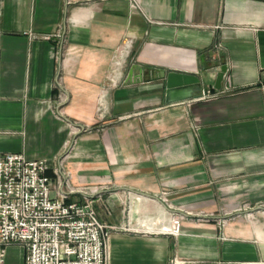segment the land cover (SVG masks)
<instances>
[{
  "label": "crops",
  "instance_id": "crops-1",
  "mask_svg": "<svg viewBox=\"0 0 264 264\" xmlns=\"http://www.w3.org/2000/svg\"><path fill=\"white\" fill-rule=\"evenodd\" d=\"M0 9V152L57 158L73 186L100 188L87 196L118 226L111 264H264V211L217 222L224 207L264 199V0ZM223 64V91L209 96ZM172 70L199 76L204 97L168 103L155 77ZM134 190L183 217L179 234L134 226ZM22 247L9 246V264Z\"/></svg>",
  "mask_w": 264,
  "mask_h": 264
},
{
  "label": "built area",
  "instance_id": "built-area-1",
  "mask_svg": "<svg viewBox=\"0 0 264 264\" xmlns=\"http://www.w3.org/2000/svg\"><path fill=\"white\" fill-rule=\"evenodd\" d=\"M57 160L0 152V264H9L8 248L13 244L23 246L19 264H111L110 238L115 228L101 219L87 196L101 190L73 186ZM78 192L86 195L84 201L70 199ZM255 210L264 211V201L244 211ZM233 214L218 220L226 221ZM182 218L177 216L176 228L166 232L179 234Z\"/></svg>",
  "mask_w": 264,
  "mask_h": 264
},
{
  "label": "rangeland",
  "instance_id": "rangeland-1",
  "mask_svg": "<svg viewBox=\"0 0 264 264\" xmlns=\"http://www.w3.org/2000/svg\"><path fill=\"white\" fill-rule=\"evenodd\" d=\"M225 75H226V73H225ZM224 78H225V76H224ZM222 85H223V82H222ZM221 89H222V86H221V88H217L216 87V89H214V88L211 89V90L209 89L208 95L209 96H213V95L220 94V92L223 91ZM95 188H99V187L95 186L93 189H95ZM91 189L92 188H90L89 190H91ZM130 197L133 200L132 202H134L133 205H132L133 206L132 207L133 211H136L138 213V216L136 217L135 221H133V225L134 226L137 225V224H143L142 222H146L148 220L156 221L158 219L160 222H159V229H157V230H173L175 222L173 221V219L172 220L171 219H166V214H167L168 211L165 209V207H163L160 204H157L156 202H153L150 199L146 202L138 194H135V195H133V197L132 196H130ZM259 201H264V199H261V200H258V201H254V202L250 201V200L243 201L241 204H239V206H237L236 210L241 209V211L242 210L244 211L247 208H251V207L253 208V206H255ZM130 206H131V204H130ZM222 209L223 210H221L220 213H222L223 215L230 214L232 211H234V210H229L227 207H224ZM99 215H100V213H99ZM242 218L243 219L244 218H246V219L247 218H255V214L254 213H251V214L244 213L243 215H238L237 214V215L227 219L226 221L217 220V222H218V224H220L219 226L224 227L230 221H232L234 219L238 220V219H242ZM110 226H112L113 228H117L118 227L117 225H115V226L110 225ZM143 226H144V224H143ZM167 227H171V228L170 229H166Z\"/></svg>",
  "mask_w": 264,
  "mask_h": 264
},
{
  "label": "water",
  "instance_id": "water-1",
  "mask_svg": "<svg viewBox=\"0 0 264 264\" xmlns=\"http://www.w3.org/2000/svg\"><path fill=\"white\" fill-rule=\"evenodd\" d=\"M227 71V65L223 64L216 80V87L221 88L225 73ZM141 80L144 81L143 74ZM155 78H161L166 81V100L168 103H174L190 99L193 97H204L205 93L201 86V78L195 74L169 71L167 73L158 74ZM138 193L144 194L151 198H155L162 202L166 207L167 205L155 194L148 192H142L140 190H134Z\"/></svg>",
  "mask_w": 264,
  "mask_h": 264
},
{
  "label": "bare ground",
  "instance_id": "bare-ground-1",
  "mask_svg": "<svg viewBox=\"0 0 264 264\" xmlns=\"http://www.w3.org/2000/svg\"><path fill=\"white\" fill-rule=\"evenodd\" d=\"M135 194H138L139 196H141L142 198H143V200H145L146 202L150 199V200H152L153 202H156L157 204H160V205H162L163 207H165V209L168 211V209L166 208V206L162 203V202H160L159 200H157V199H155V198H151V197H149V196H146V195H144V194H141V193H137V192H131L130 193V196H132L133 197V195H135ZM177 216H173V221H175V218H176ZM146 221V220H145ZM159 220L157 219L156 221H152V220H148V221H146V222H142L143 224H144V228H147V229H149V230H157V229H159ZM175 224V223H174ZM171 227H167L166 229H170ZM174 228H176V227H174ZM173 228V229H174ZM169 231H172V230H169Z\"/></svg>",
  "mask_w": 264,
  "mask_h": 264
}]
</instances>
